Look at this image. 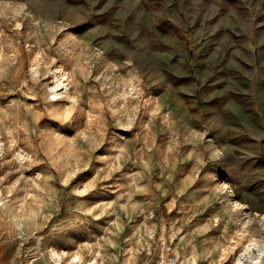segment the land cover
Returning <instances> with one entry per match:
<instances>
[{
	"label": "rangeland",
	"instance_id": "374dc122",
	"mask_svg": "<svg viewBox=\"0 0 264 264\" xmlns=\"http://www.w3.org/2000/svg\"><path fill=\"white\" fill-rule=\"evenodd\" d=\"M41 1L0 0V264H237L264 241V0Z\"/></svg>",
	"mask_w": 264,
	"mask_h": 264
},
{
	"label": "bare ground",
	"instance_id": "6f19581e",
	"mask_svg": "<svg viewBox=\"0 0 264 264\" xmlns=\"http://www.w3.org/2000/svg\"><path fill=\"white\" fill-rule=\"evenodd\" d=\"M38 1H41V0H38ZM47 1H49V0H47ZM46 1V2H47ZM36 4H37V1L35 2ZM34 3V5H36ZM40 3V2H39ZM41 3H42V1H41ZM49 3V2H48ZM49 4H53V3H49ZM59 4V3H58ZM52 6H54V5H52ZM55 10V9H54ZM51 11H53L52 9H51ZM57 71V70H56ZM64 74H65V72L64 71H62L61 69H58V71L55 73V75H54V77H55V82H54V85L51 87V95H50V101L51 102H56L59 98H60V96L63 94V93H61L60 91L62 90V89H64V88H67L68 86H69V83L67 82V81H64V82H61L60 81V78L62 77V78H64L65 76H64ZM133 77V76H132ZM136 78V77H135ZM139 81H140V79H138ZM137 80V81H138ZM134 81V80H133ZM146 81H147V79H146ZM140 86L142 87L143 86V81H140ZM133 87V86H132ZM140 88V87H139ZM132 90H133V88H132ZM131 90V91H132ZM134 91V90H133ZM139 92V91H138ZM66 93H67V91H66ZM129 93V92H128ZM134 93V92H133ZM133 93H132V95H133ZM137 93V90L135 91V94ZM126 95V94H125ZM128 95V94H127ZM137 95H138V93H137ZM134 96V95H133ZM136 96V95H135ZM139 96V95H138ZM130 100H132V99H130ZM59 101V100H58ZM57 101V102H58ZM179 101V100H178ZM187 101V100H186ZM129 102V101H128ZM130 102H132V101H130ZM50 103V102H49ZM179 103H181V102H179ZM52 105H53V103H52ZM76 105V104H75ZM74 105V106H75ZM73 106V107H74ZM81 107V106H80ZM183 107V106H182ZM71 108V107H70ZM69 108V109H70ZM186 108V107H185ZM64 109V108H63ZM63 109H61V110H63ZM104 109V108H103ZM50 110V109H49ZM73 110V109H72ZM71 110V111H72ZM64 111H65V109H64ZM69 111V110H68ZM74 111V110H73ZM72 111V112H73ZM182 111H185V110H183V108H182ZM58 112V111H57ZM67 112V111H66ZM75 112H76V110H75ZM101 112V111H100ZM187 112V111H186ZM59 113V112H58ZM188 113V112H187ZM60 114V113H59ZM58 115V114H57ZM63 115V114H62ZM65 115V114H64ZM71 115H72V113H71ZM60 116V115H59ZM67 116V115H66ZM167 116V115H166ZM180 116V115H179ZM65 117V116H64ZM68 117V116H67ZM62 119H63V116L61 117ZM167 118V117H166ZM187 118V117H186ZM190 118H191V116H190ZM170 119V118H169ZM168 119V120H169ZM196 119V118H195ZM174 120H172V122H173ZM175 122V121H174ZM173 122V123H174ZM183 122V121H182ZM176 123V122H175ZM191 123H193V122H191ZM251 123V122H250ZM179 124V123H178ZM188 125V124H187ZM255 126V125H254ZM257 126V125H256ZM252 127V126H251ZM222 129V128H221ZM223 132V131H222ZM249 135V134H248ZM246 136V135H245ZM217 138V137H216ZM255 138V137H254ZM259 138V137H258ZM259 142H260V140H258V143H257V146L259 145ZM255 146V145H254ZM252 147V146H251ZM260 147V146H259ZM256 148V147H255ZM257 152H259V151H257ZM261 155V154H260ZM264 155V154H263ZM264 170V169H263ZM262 170V171H263ZM176 172V171H175ZM241 213V212H240ZM244 222V221H243ZM243 224V223H242ZM245 225V224H244ZM249 250L250 251H246V252H244V253H242V254H240L239 255V257L238 258H236L237 259V264H264V241H262V240H260V241H256V242H254L253 244H252V246H251V248H250V246H249ZM75 259V258H74ZM75 260H77V259H75ZM87 264H95V262L93 263H90V262H88Z\"/></svg>",
	"mask_w": 264,
	"mask_h": 264
}]
</instances>
